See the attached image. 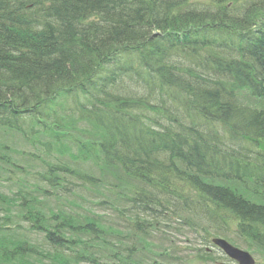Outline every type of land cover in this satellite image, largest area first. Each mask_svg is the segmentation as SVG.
I'll return each mask as SVG.
<instances>
[{
    "label": "trees",
    "instance_id": "obj_1",
    "mask_svg": "<svg viewBox=\"0 0 264 264\" xmlns=\"http://www.w3.org/2000/svg\"><path fill=\"white\" fill-rule=\"evenodd\" d=\"M181 200L264 252V0H0V264H179Z\"/></svg>",
    "mask_w": 264,
    "mask_h": 264
},
{
    "label": "rangeland",
    "instance_id": "obj_2",
    "mask_svg": "<svg viewBox=\"0 0 264 264\" xmlns=\"http://www.w3.org/2000/svg\"><path fill=\"white\" fill-rule=\"evenodd\" d=\"M159 33L160 35H170L169 34L170 30L169 31H159ZM99 173L101 175L102 170H99ZM99 173L97 172L96 174L99 175ZM109 174L113 175V170H110ZM102 189L104 191H107L105 188H102ZM112 199H113V196L111 197L110 200ZM179 206H180V203L172 205V212H174ZM209 208L211 209V206ZM107 213L110 214L109 211ZM213 226L216 227L215 225ZM192 231L193 232L191 234H186V233L172 234L171 232H166L163 235L159 234L157 237H155L157 239V246L160 245L159 247H161L162 244L163 246H170L173 244L174 253H175L173 255L178 256L179 261L184 262L186 264H225V263L230 264L227 261V258L226 259L222 258V257H225L224 254L220 252V250L217 247L212 246V245L210 246L206 245L209 248L208 251L206 252L210 254L212 258H214L213 261L210 262L208 257L203 256L204 255L203 251H200L197 257H194V253L198 251L197 247L202 246L198 244V241H203L205 237L208 236V234L206 232L198 233V232H195L194 230ZM216 236L227 239L226 236L222 234H217ZM171 239H175L176 242L173 243ZM164 241L165 243H163ZM200 248L202 249V247ZM261 253L262 255L257 254V256L253 254L256 260L258 261V264H264V252H261ZM162 261L164 262V264H175L177 262L176 259L173 260L171 258H166V259H163Z\"/></svg>",
    "mask_w": 264,
    "mask_h": 264
},
{
    "label": "bare ground",
    "instance_id": "obj_3",
    "mask_svg": "<svg viewBox=\"0 0 264 264\" xmlns=\"http://www.w3.org/2000/svg\"><path fill=\"white\" fill-rule=\"evenodd\" d=\"M94 16V15H93ZM152 39V38H151ZM160 41V40H159ZM134 42V41H133ZM158 42V41H157ZM158 45H159V43H158ZM131 46V45H130ZM148 46V45H147ZM133 49H137V48H133ZM145 49H146V47H143L141 50H139L138 52H137V55L138 54H140V52H142V53H144V51H145ZM150 52H151V49H150ZM146 53H148L147 52V50L145 51V54ZM240 69H242V70H244V68L243 67H240ZM75 86H73V87H63V88H61V91H71L73 88H74ZM51 98V96L50 95H47L46 97H45V99H43V101H47V100H49ZM38 102H40V101H37V102H35V103H33V104H30V103H24V104H21V105H19V107H22L23 109H26V110H32V109H34V110H38V112H37V114H40V113H46V115H47V113L49 114V113H51L52 111L51 110H48V109H46L44 106H39V105H37L36 103H38ZM42 102V101H41ZM3 103H5V102H3V101H1V104H3ZM45 116V115H44ZM64 170H67V169H64ZM143 172L145 171V172H147V173H162L164 170H161V169H159L158 167H145L144 168V170H142ZM174 171V170H173ZM68 171H65V173H67ZM144 172V173H145ZM174 172H177V171H174ZM196 173H198V172H196ZM202 172H200L199 174H201ZM157 177H159L158 175H156ZM73 177H75L76 178V180H74V182H80L81 181V179L83 178L82 177V175L81 174H79V173H74L73 174V176H72V178ZM71 177L69 176V179H70ZM180 178H184V179H187V180H192L193 182L194 181H198L199 183H201V181H199L200 179H199V177H198V174L196 175V177H193V178H186V177H183V176H180V175H173V177H172V179L173 180H177V179H180ZM159 182H162V180L160 179L159 180ZM73 185V183H69V184H67V187H70V186H72ZM189 209H190V211H192V212H194L193 211V209L192 208H190L189 207ZM182 229V228H181ZM184 229H191V226L190 225H185L184 226ZM172 234H173V232H171Z\"/></svg>",
    "mask_w": 264,
    "mask_h": 264
},
{
    "label": "water",
    "instance_id": "obj_4",
    "mask_svg": "<svg viewBox=\"0 0 264 264\" xmlns=\"http://www.w3.org/2000/svg\"><path fill=\"white\" fill-rule=\"evenodd\" d=\"M213 242L234 264H257L254 256L249 251L233 245L228 240L218 237L214 238Z\"/></svg>",
    "mask_w": 264,
    "mask_h": 264
}]
</instances>
